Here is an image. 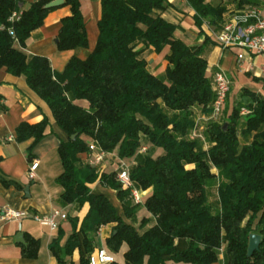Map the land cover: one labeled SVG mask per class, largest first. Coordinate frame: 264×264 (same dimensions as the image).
Wrapping results in <instances>:
<instances>
[{
	"label": "trees",
	"instance_id": "trees-1",
	"mask_svg": "<svg viewBox=\"0 0 264 264\" xmlns=\"http://www.w3.org/2000/svg\"><path fill=\"white\" fill-rule=\"evenodd\" d=\"M51 1L38 0L22 10L17 0H0V68L24 78L67 137L57 149L62 204L89 206L79 225L77 217L68 219L71 233L63 245L60 230L50 244L58 264H74V251L78 264H88L98 231L108 225L106 249L116 254L125 245V264H217L220 250L224 264H264V96L244 90L251 103L233 106L226 122L209 123L204 150L189 136L193 109L209 115L214 99L207 62L202 47L184 44L175 36L178 27L162 18L170 6L167 0H100L93 51L83 61L72 58L62 73L53 72L45 57L27 58L14 48L15 42L24 47L42 25L53 9L45 8ZM64 4L70 15L61 20L57 50L86 48L80 0ZM186 5L197 27L218 28L222 9L205 0H186ZM13 13L20 14L18 20H9ZM148 49L156 54L168 50L163 77L148 71L142 57ZM242 108L249 113L240 115ZM47 126L45 118L20 124L16 141L33 139L30 150ZM88 141L133 163L127 171L134 189H151L140 204L150 217L136 228L123 221L107 197L88 187L98 181L115 192L126 219L135 217L140 206L122 188L117 170L97 172L79 158L87 154ZM143 145L162 155H141ZM216 181L214 212L206 190ZM250 234L261 240L247 257ZM37 248L38 242L30 239L23 255L34 258Z\"/></svg>",
	"mask_w": 264,
	"mask_h": 264
},
{
	"label": "crops",
	"instance_id": "crops-1",
	"mask_svg": "<svg viewBox=\"0 0 264 264\" xmlns=\"http://www.w3.org/2000/svg\"><path fill=\"white\" fill-rule=\"evenodd\" d=\"M17 1L20 3L21 9L26 10L31 3L38 0ZM167 1L170 6L162 13V18L178 27L175 36L184 44L202 47V57L207 62V74L211 83L213 71L220 68L229 77L231 86L235 79L241 80L242 78L254 84L251 85L247 82L239 86L237 90H239L240 95L237 101L234 100L236 101L234 106L237 104L245 106L251 103V100L242 94L244 90L264 96V82H262L259 75V68L264 63V58L246 56V60L253 63V70L245 73L240 72L239 64L236 61L237 51L222 50L214 41L209 30L210 26L207 24L204 23L201 28L197 27L193 19L194 12L186 5V0ZM205 3L223 10L218 28L211 27V30L215 31L231 15L241 13L250 6L264 8V0H205ZM80 4L88 40L86 48L66 51L57 50L61 20L70 15V7L66 6L64 2L47 13L42 25L30 34L24 47L15 42L14 48L27 58L33 56L45 57L55 73H62L72 58L85 60L96 45L97 23L101 15V7L100 0H80ZM206 38L208 39L207 42ZM167 53V49H164L160 54H156L149 49L143 52L142 57L148 63L147 69L154 76H164L167 65L164 56ZM245 65L246 62H243V66ZM231 93H233L232 90ZM196 109L199 108L196 107ZM44 118L48 122V126L44 130V136L30 150L29 147L32 145L33 139L22 142L16 141V129L20 124L33 125ZM66 140V135L56 126L47 105L28 88L24 78L12 76L4 68H0V213L3 207L8 206L16 211H25L29 215H49L54 210H59L66 215L65 220H57L55 230L40 225L31 218L0 222V264H58L49 249L50 244L58 237L59 230L62 232L59 244H64L71 233L69 218L77 217L79 225L85 217L89 209L88 204H84L80 209L74 204H62L61 195L64 190L56 182L62 173V165L57 149L60 141ZM159 155H162V153ZM79 158L86 162L85 154L79 155ZM32 160L38 161V167L34 172V178L30 180L28 170ZM117 160L120 159L116 157L114 161ZM116 169L114 168L111 171ZM103 171L104 169H102ZM88 187L92 193L107 197L126 224L137 227L136 222L133 221L135 218L126 219L124 217L119 201L114 198L116 197L115 192L103 188L98 181ZM26 189L28 190L27 193L25 192ZM150 192L151 189L143 191V199ZM141 210L142 207L138 212H141ZM111 230L112 226L108 225L98 231L96 236L97 247L95 249H106L105 240L110 236ZM18 235H21L20 240L22 242L17 240ZM30 239L38 242L34 258L23 255V249L26 248ZM124 252L125 248L122 247L118 253H111L116 264H119L120 260L125 264ZM117 256H120V260ZM70 261L78 264L79 254L77 251L73 252Z\"/></svg>",
	"mask_w": 264,
	"mask_h": 264
},
{
	"label": "built area",
	"instance_id": "built-area-1",
	"mask_svg": "<svg viewBox=\"0 0 264 264\" xmlns=\"http://www.w3.org/2000/svg\"><path fill=\"white\" fill-rule=\"evenodd\" d=\"M20 14L13 13L9 18L10 21L18 20ZM209 29V27H208ZM211 34L216 44L222 50H236V61L239 64L240 72H251L253 70V63L246 60L249 57L264 58V8L258 6H250L245 11L231 15L221 27ZM243 62L246 65L243 66ZM259 75L264 82V63L259 68ZM231 81L227 74L220 68L213 71L212 74V89L214 99L210 105V114L205 120H216L222 113L225 105L227 95L230 91ZM249 111L245 108L240 110V115H247ZM86 162L90 166H98L110 154L100 149L93 141L87 142ZM146 152L147 147L142 146L140 152ZM119 160L117 167V180L121 183L122 188L129 190L133 202L137 205L142 204L143 191L133 188L129 179L127 167ZM38 167V161L32 160L29 170L28 178H34V172ZM102 172V171H101ZM31 218L35 222L43 226H48L51 230L57 228V220H65L66 215L59 210H54L49 215H29L25 211H16L8 206L1 209L0 222L10 220H21ZM115 258L104 248L95 249L88 259V264H114Z\"/></svg>",
	"mask_w": 264,
	"mask_h": 264
},
{
	"label": "rangeland",
	"instance_id": "rangeland-1",
	"mask_svg": "<svg viewBox=\"0 0 264 264\" xmlns=\"http://www.w3.org/2000/svg\"><path fill=\"white\" fill-rule=\"evenodd\" d=\"M209 30H210V32L211 31L213 32V30H211V27H210ZM147 65H148V63H147ZM247 82H249L251 85H254L253 83H251L249 80H247L245 78H242L241 80H236L235 79V81L233 82L232 86L230 87V92L228 94L227 100H226L225 105L223 107L222 113L216 120H205L207 118V115L205 113L201 112L200 109H196V107H195V110L192 111V120H193V123H194V129L191 132L189 138L190 139H194V140H198L200 142V144L202 145V148L204 150H207L209 146H208V144L205 141V137H204V134H203L204 130L206 129V127H207V125L209 123H212V122L223 123V122L227 121V114L230 112L231 108L234 106L236 101L239 99L240 93H239V90H237V89L239 88V86H241V85H243V84H245ZM231 90H232L233 93H231ZM235 99H236V101H234ZM240 142L242 143L241 139H240ZM143 146L147 147V151L146 152H143V151L140 152L141 151V149H140L139 153L141 155H149V156L155 158V157H158V155L161 153L160 150L152 148V147H150L148 145H143ZM109 154H110V156L106 157L104 159V161L101 163V165L90 166L88 164V162H83V163L87 164L88 166H90L92 168H94L97 172H101L102 169H104L105 172H110L112 169L117 168L121 164H118L119 160L114 161L116 159V157H117L115 151L112 152V153H109ZM122 163L128 168L131 167L130 166L131 164H133L131 162H125V161H123ZM213 171H215V170H213ZM217 187H218V183L216 181V182H213L212 184H210L207 187V190H206L207 191L208 202L212 206V209H213L214 212L217 211V209H218ZM114 198L117 201L116 197H114ZM139 206L140 207H139L138 211L141 208V205H139ZM143 217L147 218V217H150V216L147 214L145 209L142 207L141 212L136 213V215L134 217L135 219H133V221L136 222L137 226L139 225V222H140V220ZM123 247L126 249L125 245ZM117 258H119V260H120V256H117ZM219 258L220 259L218 261V264H224L223 263L224 260H223V251L222 250L219 251ZM119 264H123V262L120 260Z\"/></svg>",
	"mask_w": 264,
	"mask_h": 264
},
{
	"label": "water",
	"instance_id": "water-1",
	"mask_svg": "<svg viewBox=\"0 0 264 264\" xmlns=\"http://www.w3.org/2000/svg\"><path fill=\"white\" fill-rule=\"evenodd\" d=\"M63 0H53L51 2H49L48 4L45 5L46 9H52V8H56L60 5L63 4ZM57 42V41H56ZM224 127H226V124L224 125ZM74 138V136H72V139ZM27 189L25 190V192L27 193ZM21 235L17 236V240L19 242H22L21 240ZM260 240L261 237L257 234H250L249 235V240H248V247H247V257H250L255 251L258 250L259 245H260Z\"/></svg>",
	"mask_w": 264,
	"mask_h": 264
}]
</instances>
